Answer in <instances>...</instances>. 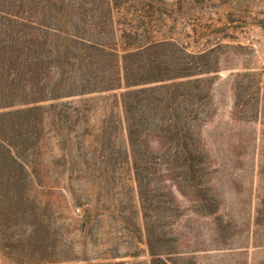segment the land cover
<instances>
[{
    "label": "trees",
    "instance_id": "obj_1",
    "mask_svg": "<svg viewBox=\"0 0 264 264\" xmlns=\"http://www.w3.org/2000/svg\"><path fill=\"white\" fill-rule=\"evenodd\" d=\"M86 1L0 0V258L6 264L70 261L75 242L69 234L80 244H98L101 232L109 234L102 225L112 223L143 238L149 264H180V258L193 264L189 227L177 230L174 224L188 211L217 218L218 209L215 194H208L210 170L199 132L206 79L185 72L207 71L206 54L190 62L187 54L178 60L167 40L120 49L102 42L99 37L113 30L111 4L102 1L97 22L92 7L82 6ZM115 90L120 122H100L94 135L85 133L92 139L81 137L72 156L60 157L59 191L71 216H59L40 196L50 177L39 162L42 103ZM119 127L140 229L123 198L115 197V173L123 164L116 149ZM111 238L103 244L107 259L134 255L117 252Z\"/></svg>",
    "mask_w": 264,
    "mask_h": 264
},
{
    "label": "rangeland",
    "instance_id": "obj_2",
    "mask_svg": "<svg viewBox=\"0 0 264 264\" xmlns=\"http://www.w3.org/2000/svg\"><path fill=\"white\" fill-rule=\"evenodd\" d=\"M102 1L82 3L84 8L92 7L97 22L102 20ZM109 3L113 30L99 37L102 42L115 43L120 49L151 40H167L174 44L178 60H184L183 55L187 54L186 60L190 62L198 60L196 54H206L202 59L208 62L207 71L185 72L194 74L192 78L206 79L199 132L210 170L208 194H215L218 209L217 218L188 211V217L178 218L174 224L177 230L184 229V225L189 227L190 241L196 246L188 254L190 262L264 264V0H109ZM119 92H93L42 103L44 137L39 162L50 177L40 196L59 210V216H71L64 210L68 207L67 196L59 191L64 184L60 157L72 156L81 137L92 139L100 122H120L115 99ZM57 110L60 119L56 117ZM115 135L116 149L123 162L122 169L115 173V197L123 198L131 221L140 229L135 184L128 162L124 161L120 127ZM175 197L187 204L180 196ZM58 221L62 223L61 218ZM102 226L103 232L109 234L101 232L98 244L92 241L80 244L77 236L69 234L75 242L71 260L59 264L117 261L149 264L150 257L140 235L141 238L134 231L122 233L112 223ZM109 236L114 237L111 242L118 245L117 252L134 255L107 259L103 244ZM176 262L186 264L188 260L180 258ZM0 264L6 263L0 258Z\"/></svg>",
    "mask_w": 264,
    "mask_h": 264
}]
</instances>
